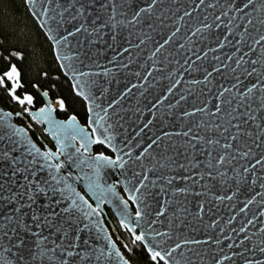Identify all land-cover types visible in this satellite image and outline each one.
I'll use <instances>...</instances> for the list:
<instances>
[{
    "label": "snow or ice",
    "instance_id": "obj_1",
    "mask_svg": "<svg viewBox=\"0 0 264 264\" xmlns=\"http://www.w3.org/2000/svg\"><path fill=\"white\" fill-rule=\"evenodd\" d=\"M36 2L37 0H27L28 4ZM47 2L55 4V7L42 8L41 11L48 20L56 24L57 29L64 25H72L66 34L60 35L59 38L53 34V29L48 30V39L57 49L67 46L70 38L81 33L92 38L88 41L90 44L97 43L107 34L104 29H111L113 43L108 47L114 54L109 63H114L116 69L105 67L102 73L98 72L95 75L115 76L117 72L128 70L131 65L137 63L140 54L145 51L142 46L149 43L153 45L147 56L151 64H138L141 71L128 73L135 76L138 82L129 81L119 94V98H113L107 106L102 108L107 117L109 109L113 114H117V106H121L122 102L129 97H135L138 100L141 97L145 98L147 100L145 106L141 108L138 103L133 112L139 114L137 119L146 115L147 119L142 121L132 139L140 137L136 144V147H140L143 138L147 137L146 146L133 158L132 149L124 151V147H127L131 140L125 141L124 147L116 148L112 144L114 136L102 134V139L97 138L92 142L106 143L112 146L114 151L122 152L123 155L118 154L115 159H109L104 155L90 158V164L95 165L97 178L102 167L124 168L133 159L140 162L138 166L146 168L147 172L156 173V178L152 180H149L146 173L143 174V179L138 181L139 187L130 191L128 200L137 205L135 226H130L128 223V202H122L124 211L121 213V226L129 233H135L136 226L141 229L139 234L132 236L133 244L144 242L148 239V233L152 232L155 246L143 244L152 264H181L174 254L180 250L179 255L184 256L185 247L191 253V256L186 257V264H203L201 259L203 250L194 249L192 246L202 244L221 246L228 241L226 248L235 251H232L230 255L225 253L222 258L213 256L214 264H224L225 261L235 264L236 258H243V264H264V259H256L252 255L256 251L264 254V239L250 246L251 237L248 234L250 227L264 233V227L257 228L258 225L264 224V191H256L243 201L237 200L240 205L238 208L237 203L225 204V201H233L238 191H248L257 186L259 189H264V18L256 20L252 18L254 13L264 12V0H214V2L213 0H143V3L139 5L135 3V0H104L95 18L90 21L88 18L92 17L90 9L94 8L93 0H66L64 3L58 0H47ZM207 9L213 11L201 18L199 13L206 12ZM217 9H219L218 14ZM230 13L235 14L230 15ZM209 15L212 16L211 22H208ZM117 16L124 19L117 20ZM194 20H199L201 26L196 27L191 36H186L185 42L176 47L178 34L181 33L182 28L190 29ZM236 21L241 23L237 24ZM257 24L260 27H257ZM40 26L46 27L47 20ZM238 28H243V31H237ZM118 29L127 31V35L123 36L126 44L118 41V35H123V32ZM253 32L256 35H253ZM134 37L137 42L133 41ZM192 37H198L195 43L204 44L205 48L192 46L194 43ZM225 48L230 51H224ZM257 48H259V54L256 58H252ZM134 50H138L135 58ZM0 56H3L5 60L11 57L16 60L23 59V55L14 50L9 51L7 55L0 52ZM56 58L62 61L71 59L67 55L60 54H57ZM158 63L174 65V68L169 70L167 75L157 77L153 75L154 71L165 72V68L157 67ZM61 67L72 72L76 71L72 64L61 63ZM193 73H202V78L185 79V74ZM20 75L16 64H10L8 70L0 76V86L5 85L7 80L11 83L7 92L8 96L21 106L25 104L30 106L34 102L32 95L25 94L22 98L16 95L17 90L22 87ZM87 75L88 73L79 72L81 77ZM165 80L168 83L161 88V95L156 96L154 100L145 96L149 89L155 90L157 85ZM220 80L230 82L219 83ZM80 83L78 81L73 84V89L78 96L84 95ZM182 84L202 85L200 95L212 96L216 102L209 108L207 105L210 101L207 99L203 104L194 101L196 106L192 111L174 112L173 110L180 106L181 102L187 101L189 95H194L193 90L187 88V95L181 92L176 99L177 91ZM33 87L39 90L38 84H34ZM42 95L47 97L48 92L44 91ZM85 99L88 97L85 96ZM91 102L96 108L101 107L95 102V98ZM57 103L63 110L64 103L62 101ZM93 110V108L89 109L90 112ZM24 111L27 112L28 108H24ZM51 111V105L40 108L34 118L50 115ZM198 113L202 114L204 119L188 120L185 129L164 130L169 117L183 124L187 118L195 117ZM8 115L7 113L0 115V121ZM105 117H101L100 120ZM100 120L93 119L90 123L99 125ZM154 122L159 123V132L153 133ZM51 123L55 125V122ZM70 123H75V117H72ZM61 127L64 126L55 125L56 129ZM113 127L114 124L109 123L104 128V133H108V130ZM97 132L98 128H93L92 135L96 136ZM149 133L153 134L149 135ZM208 133H215V135ZM14 134L18 135L19 132ZM86 137L87 134L81 129V148L85 152L88 151ZM172 137H183V140L177 141ZM3 139L4 137L0 136V140ZM8 139L12 144L17 143L12 140V137ZM20 143L23 146V142ZM63 150L58 148L56 153L40 152L35 145H31L27 147L26 152V156L31 159L25 160L24 157L12 155L16 151L15 147L10 150L0 147V161H9L12 175L21 173L24 180V183L20 185L23 191L20 192L6 189L5 185L0 183V201L18 204L13 208L15 215L0 216V264H13V258L15 264H36L37 261L42 264L45 259L49 262L55 259L57 264H77V261L79 264H85L92 259L100 261L105 257L103 249L99 250V255H96L97 250L83 235L93 230L92 226L96 222L91 218L100 214L98 209L77 194L63 177H58L51 171H49V179L43 182L33 179L37 173V169L31 167L34 164L38 165L40 171L55 168L58 172L61 164L53 165L50 161L58 158L59 154H63ZM76 151L80 152V149ZM198 155H204L206 159L200 161L197 159ZM37 158L42 159L44 163L39 164ZM68 159L71 161V156ZM144 160L151 162L150 168L143 163ZM72 163L79 168L85 161L78 158ZM224 169H230L234 176H229ZM168 173L175 174L168 175ZM133 174L134 176L142 175L136 172ZM233 179H235L236 191H233L231 195H213L198 201L195 212L189 209L187 200L189 195L209 197L214 187L231 188L232 184L229 181ZM209 180L216 181V184H209ZM146 181L149 183H145ZM158 181H163V184H158ZM149 184L152 188L159 187V194L163 197L162 203L155 209L145 199L146 195L151 194L147 191ZM176 184H183V186L169 187ZM197 185L203 191H193ZM89 188L100 192L112 191L111 188L100 189L96 180H90ZM5 191H8L7 196L4 195ZM181 196L184 199H180ZM41 198L47 203L41 205L42 210H38L35 205ZM254 202L258 206V211L252 213L251 206ZM221 204L230 211L236 210L228 217L224 227H220L219 220L206 226L213 230L219 229L214 239L185 238L182 242L175 243L174 247L166 248L161 247V241H155V237L158 236L171 239L172 229L185 226L197 229L198 223L203 224L202 214L207 211L211 215L213 207L219 208ZM170 207L174 211L169 215ZM25 209L30 211V216L29 211ZM153 215L154 219L148 218ZM241 216L244 219L240 221V226L238 228L233 226L226 233L227 226L232 225ZM25 217H28L27 222ZM161 217L167 220L169 227L167 232H160L153 228V225L157 223H164ZM29 236L34 238L31 245L25 239ZM99 238L97 236V239ZM106 247L111 249L107 253L109 262L115 259L117 264H130V261L116 249L115 244L109 242ZM124 249L129 253L132 251L128 245H124ZM219 252L223 253L224 247H219Z\"/></svg>",
    "mask_w": 264,
    "mask_h": 264
},
{
    "label": "water",
    "instance_id": "obj_2",
    "mask_svg": "<svg viewBox=\"0 0 264 264\" xmlns=\"http://www.w3.org/2000/svg\"><path fill=\"white\" fill-rule=\"evenodd\" d=\"M60 3L66 2V0H58ZM104 0H93L94 8L90 9L92 11V17L88 18V21L95 18L99 6L101 3H103ZM214 2V0H213ZM135 3L137 5L142 4L143 0H135ZM25 6L31 16V18L34 20V22L37 24L38 28L48 41L49 45L52 48L53 57L55 59V62L60 70V73L62 76L68 81L70 84L71 90L73 95L82 101L85 107L86 112V122L85 124H81L78 119L71 115L67 119H58L56 116V112L60 109L58 101H52L50 98L44 97L42 95V92L38 91V94L40 98L42 99V105L38 109H28L27 112L24 113L25 116H27L33 124H35L38 128H41L43 130V134L49 138L51 143L53 144L55 151L51 150H43L30 136L29 132L20 124L17 123L19 119H24L23 115L21 113H11L8 110L3 109L0 106V115H3L5 113L9 114L5 117L3 121H0V136H3L4 139L0 140V147L4 148L5 150H10L12 147L16 148V151L12 153L13 156L17 157H24L25 160L31 159V157L26 156L27 147H30L31 145H35L37 149L40 150V152H52L56 153L58 148H63V154H59L58 158H54L52 161H50L51 164L55 165L57 163L61 164L60 170L57 172L55 168L49 170L44 169L43 171H40L38 168V165L34 164L31 167L37 169L36 176L33 177V179L38 180L40 182H43L46 179H49V171L53 172L58 177H63L68 184H70L76 191L77 194L84 197L85 200L88 201L89 204H91L93 207H96L99 211V215L93 216L91 219H93L96 224L92 226L93 230L91 232L84 233V237L88 238L90 242L93 245V248H95L96 255H99V250L103 249L105 251V257L102 258L100 261H96L95 259H92L90 262H85V264H117V261L115 259H112L110 262L107 259V253L111 251V249H108L106 247V244L111 242L116 245V249L119 250L116 242L114 241L112 237V233L108 229L106 223H105V217L106 212L103 211V207L107 208L109 210V213L113 216L114 220L118 224V226L121 228L122 231L128 233V235L132 238L134 234H139L140 227L136 226V232L135 233H129L125 228L121 226V213L124 211V204L123 201L128 202V208H127V215L129 217L128 223L130 226H135L136 222L134 220L135 212L137 205L133 204L131 201L128 200L130 191L133 190L135 187H139L138 181L143 179V174H147L149 176V180L156 178V173L153 172H147L146 168H141L138 166L140 162L133 160H130L128 164L125 165L124 168H117V167H102L99 170V177L97 178L96 175V168L94 164H90V158H94L98 155H104L107 156L109 159H115L116 156L123 155V153H117L113 150L112 146L107 145L106 143L102 144H96L93 143L97 138H103V135H111L114 136V139L112 141V144L116 148L124 147L125 141L131 140V143L127 145V147H124V151H128L129 149H132V155L133 158L139 154L140 151H142L143 147L146 146L148 140L147 137L143 138V142L141 143L140 147H136L137 141L140 140V137H137L136 139H132L135 132L138 130V127L141 125L142 121L147 119V115L144 117H141L140 119H137L138 113L134 114L133 110L139 103V106L143 108L145 104L147 103V100L145 98L141 97L139 100L135 97H129L126 101L122 102L121 106H117V114H113L112 110L109 109V116L105 117V114L102 110L103 107L107 106L109 102L113 100V98H119V94L124 90L125 86L131 82H138L135 78V76L129 75L130 72L135 71H141L142 69L139 68L138 64H151V61L147 60V56L150 54V50L153 48L152 44H147L145 46H142L145 48V51L140 54L137 63L130 66L128 70H125L124 72H117L115 76H112L111 74L108 77H105L103 75H95V73H102L104 71V68H111L113 70L116 69V65L114 63H109L111 60L112 55L114 54L112 49L108 47L109 44L113 43L111 40V29H104L105 33H107L102 40H100L97 43L90 44L88 41L89 39H92L90 37H86L84 34H77L76 37L70 38L69 43L67 46H64L60 49H57L54 47L52 41L48 39L47 33L49 29H53V34L57 36V38L60 37L62 34H66V31L72 27V25H64L63 27L57 29V26L53 21L48 20L47 17L42 13V8H54L55 4H49L47 0H37L35 4H28L27 0H25ZM179 6V5H177ZM111 11V9H109ZM212 9H207L206 12H200L199 16L202 18L203 15L211 13ZM251 11V9H250ZM217 14L219 12V9L216 10ZM35 13V14H34ZM235 14V13H230ZM49 15H54V13H49ZM196 15V14H194ZM254 20L259 18H264V12L262 13H254L253 17ZM124 19V17L117 16V20ZM187 19V18H186ZM47 20V26L44 28H41V23L45 22ZM212 16L209 15V21L211 22ZM99 23V21H98ZM235 23L239 24L240 21H236ZM89 26L90 23H89ZM201 26L199 24V20H194L191 23L190 29H184L182 28L181 33L178 34V40L176 47L179 46L180 43H184L186 36H191L192 31L195 30L196 27ZM257 27H260L257 24ZM237 31H243V28L236 29ZM118 31H122L123 35H118L117 39L120 43L126 44V42L123 40V36L127 35L126 30L118 29ZM253 35H256L255 32H253ZM198 37H192V41L194 42L192 46L194 47H200L205 48L204 44H198L195 43L197 41ZM134 42H137L135 37L133 38ZM251 43V41H249ZM215 46V45H213ZM119 47V44H118ZM187 47V45H186ZM246 50V49H245ZM224 51H230V49L225 48ZM138 52V50L133 51V55L135 58V54ZM57 54H60L61 56L67 55L71 59L67 61L57 60ZM259 54V48H257V52L253 54L252 58H256V56ZM211 56V53H210ZM178 59L180 57H177ZM61 63L64 64H72L75 67V72H72L69 69L62 68ZM99 65V67L97 66ZM157 67L165 68V72H153L154 76H164L167 75V72L174 68V65H164V64H157ZM259 67V66H257ZM85 72L88 73L87 76H79V72ZM201 79L202 73H193L191 75L185 74L186 80L191 79ZM80 83V87L83 88L84 95H76V90L73 89V84ZM95 81V83H93ZM230 81H224L220 80L219 83H227ZM247 83V81H245ZM155 83V82H154ZM168 81H161L160 84L157 85L156 89H149V91L145 94L146 97L149 99H155L156 96L161 95V88L167 84ZM86 84V86H85ZM202 85H192V84H182L179 86V90L177 91L176 99L179 98V95L181 92H183L185 95H187V88H191L193 90L194 95H189L187 101L181 102V105L178 106L176 109H174V112L180 113L185 110L192 111L194 106V101H198L200 104H203V102L207 99L210 101L208 103V107L211 108L212 103H215L216 101L213 100L212 96H201L200 95V89L202 88ZM107 91H104V90ZM138 91V90H137ZM103 93V95H101ZM215 94V88L213 89V95ZM85 96L88 97V99H85ZM95 98V102L97 104H100V108H96L94 104H92V99ZM174 102V100H173ZM51 105L52 111L50 115L40 117V118H34L36 114L39 112L40 108H44ZM90 108H93L94 110L92 112L89 111ZM122 109V110H121ZM72 117H75V123H70ZM101 117H105L103 120H100ZM100 120V124H91L90 120ZM201 119H204L202 114H197L195 117H190L185 120L183 124H181L179 121L173 120L171 117L168 118V123L166 124L164 130L166 131H181L187 127L188 120L191 121H200ZM51 122H55V125H63L64 127H61L59 129L55 128V125H53ZM109 123L114 124V127L108 130V133H104V128L107 127ZM119 126H116V125ZM93 128H98V132L96 136L92 135ZM83 130L84 133L87 134L86 139L88 140V151L85 152L83 148H81V139H80V130ZM19 132V134H14L16 132ZM160 131V125L158 122H154L153 127V133ZM153 133H149V135H152ZM203 134V133H202ZM209 135H215V133H208ZM8 137H12L13 141H16L17 143L12 144L9 142ZM172 139L181 141L183 140V137H172ZM59 140V143H58ZM23 142V146L20 142ZM96 147H102L105 151L109 153V155L105 154H95L93 152V149ZM80 149V152H77L76 150ZM69 156H71V161L68 159ZM83 159L85 163L81 165L79 168L76 167L72 161H77V159ZM39 161V164H43L44 161L42 159L37 158ZM127 159V157H125ZM197 159L200 161H204L206 157L204 155H198ZM143 163L150 168L151 162L149 160H144ZM243 163V162H241ZM22 166V165H21ZM81 168L83 169L81 171ZM202 170V169H201ZM228 172L229 176H234V173L230 169H224ZM199 171V170H194ZM134 172L141 173L140 176H134ZM175 173H168V175H174ZM87 177V178H85ZM250 179V178H249ZM90 180H96L99 183L100 189L106 190L108 188H111V192H100L96 189H90L89 183ZM0 183H3L5 185L6 189L20 192L23 191V189L20 187L24 183L23 180V174L17 173L15 176L12 175V167L10 166L9 161H0ZM149 183V182H145ZM203 183V181H202ZM209 184H216V181H208ZM230 184H232L231 188H219L214 187L212 188L211 192L209 193V197H194L189 195L187 197L188 200V207L192 212H195L197 210V202L210 198L213 195H231L233 191H236L235 189V179L229 181ZM259 183V182H258ZM158 184H163V181H158ZM183 184H176L171 187H182ZM142 191H145L142 189ZM150 192V195H146L145 199L148 204L152 205L153 209L158 208L160 206V203H162L163 197L159 194V187L152 188L149 184V189L147 190ZM193 191H203V189L200 188V186H196L193 188ZM256 191H264V189H259L258 186L255 188H251L248 191H238L237 196L234 197L233 201H225V204L230 203H237V200L243 201L247 199L250 195L254 194ZM96 193L95 195L93 193ZM4 195H8V191L4 192ZM138 195V194H137ZM180 199H184L183 196L180 197ZM257 200H259V197H257ZM47 203V201L43 198H41L35 207L38 210L41 209V205ZM18 206V204H9L7 201H0V216H7L9 214L15 215L13 212V208ZM240 205L237 203V208ZM207 208V205H206ZM87 210V208H85ZM236 209H232L231 211L227 209L224 204H221L219 208L213 207L211 215L205 211V213L202 214L203 216V224L197 225V229H192L191 227L185 226L180 229H172V238L169 239L167 237H155V241H161V247H169L175 246V243L182 242L185 238H196L200 240H205L212 238L214 239L217 235L219 229L213 230L210 227H206L207 225H210L213 221L219 220L220 221V227H224L225 223L230 215H233L235 213ZM25 211H29L25 209ZM174 211L173 208H169V215L171 212ZM258 206L254 202L251 206V212H257ZM30 216V211H29ZM249 216H251V213H249ZM149 219H154V215L148 217ZM244 217L241 216L238 218L237 221H234L232 225H228L225 229V232L227 233L228 229L235 226H240V221L243 220ZM26 222L28 221V217H25ZM161 220H164V223H157L153 225V228L160 232H167L169 231L167 220L164 217H161ZM98 225V228H97ZM264 227V224L258 225L257 228ZM114 232V231H113ZM47 234V233H45ZM249 236L251 237V240L249 242L250 246H254L258 241L264 239V233L258 232L256 229L249 228L248 232ZM97 236L100 238L97 239ZM153 233H148V239H146L144 242H137L142 247L144 243H148L155 246V242L153 240ZM26 241L29 245H31L32 237H25ZM5 243H7L5 241ZM228 241L224 242V245L217 246L215 244L211 245H198V246H192L194 249H201L202 255L201 259L203 261V264H214L212 257L216 256L217 258H222L225 253L231 254L232 251L235 250H229L226 248V244ZM219 247H224V252H219ZM144 248V247H143ZM242 250V249H241ZM90 251V250H89ZM120 251V250H119ZM179 251L174 254L175 258L177 260L181 261V264H186V257L191 256V253L188 251V248L185 247L183 249L184 256L179 255ZM121 252V251H120ZM146 252V251H145ZM122 253V252H121ZM147 254V252H146ZM252 255H254V258L256 259H264V254L259 253L258 251L254 252ZM124 256V255H123ZM13 264H15V260L13 258ZM36 264H41L40 261H37ZM42 264H57V260H53L51 262L47 261L46 259L42 262ZM77 264H79V261H77ZM131 264V263H130ZM224 264H232V262L225 261ZM235 264H243V258H236Z\"/></svg>",
    "mask_w": 264,
    "mask_h": 264
},
{
    "label": "trees",
    "instance_id": "obj_3",
    "mask_svg": "<svg viewBox=\"0 0 264 264\" xmlns=\"http://www.w3.org/2000/svg\"><path fill=\"white\" fill-rule=\"evenodd\" d=\"M12 50L21 53L23 59L16 60L11 57L9 60H5L3 56H0V76L8 70L10 64L15 63L21 74L20 83L22 85L16 95L22 98L23 95L30 94L33 96L34 102L30 106L27 104L21 106L13 101L7 94L11 83L6 80L5 85L0 86V106L11 113H21L24 119H19L17 123L29 132L32 139L41 148H45V146L51 148L42 129L24 115V108L38 109L41 107L42 99L38 91H47L50 100L64 103L63 110L59 109L56 112L58 119L64 120L73 115L81 124H85L86 112L84 104L73 95L70 84L60 73L53 57L52 48L31 18L25 6V0H0V52L7 55ZM34 84L39 85V90L33 87ZM93 152L108 154L102 147L94 148ZM105 212L109 220L105 223L109 230V224L113 225L116 235L112 233V237L124 257L131 264H152L144 248L139 243L133 244L132 238L128 233L121 231L109 211ZM124 245H128L132 251L130 253L125 251Z\"/></svg>",
    "mask_w": 264,
    "mask_h": 264
},
{
    "label": "flooded vegetation",
    "instance_id": "obj_4",
    "mask_svg": "<svg viewBox=\"0 0 264 264\" xmlns=\"http://www.w3.org/2000/svg\"><path fill=\"white\" fill-rule=\"evenodd\" d=\"M42 132H43V130H42ZM44 135V134H43ZM45 136V135H44ZM46 137V136H45ZM47 139H48V141H49V143H50V145H51V148L50 147H47V146H45V148H42L43 150H51V151H55V148H54V146H53V144L51 143V141L49 140V138L47 137ZM107 152V151H106ZM108 153V152H107ZM106 155V154H105ZM107 155H109V153L107 154ZM103 211H109L107 208H105V207H103ZM113 217V216H112ZM114 219V218H113ZM105 221H106V223L107 222H109V220H108V218L107 217H105ZM115 221V220H114ZM116 222V221H115ZM117 224V223H116ZM118 225V224H117ZM109 228H110V231H111V233H113L114 235H116V231H115V229H114V227H113V225L112 224H109ZM120 228V227H119ZM121 229V228H120ZM114 231V232H113ZM122 231V230H121ZM122 232H124V231H122Z\"/></svg>",
    "mask_w": 264,
    "mask_h": 264
}]
</instances>
